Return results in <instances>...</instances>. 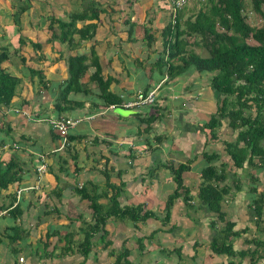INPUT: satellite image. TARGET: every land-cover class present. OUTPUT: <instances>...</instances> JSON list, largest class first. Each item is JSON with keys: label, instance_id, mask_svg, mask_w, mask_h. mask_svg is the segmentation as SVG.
<instances>
[{"label": "crops", "instance_id": "obj_1", "mask_svg": "<svg viewBox=\"0 0 264 264\" xmlns=\"http://www.w3.org/2000/svg\"><path fill=\"white\" fill-rule=\"evenodd\" d=\"M30 1L33 3L35 0ZM28 3L25 0H0V43L8 42L3 34L11 29L15 30L17 41L20 37L24 42L25 49L24 52L20 49L25 56L24 64H20L19 58L14 55L3 64L11 69L13 73H10L21 78L10 105L0 106V141L6 146L1 148L0 158H12L20 168L21 179L0 191V264H112L124 251L125 257L120 258L118 264H249L250 254L247 253L252 251L259 256L254 264H264V247L257 248L253 244L254 240L264 243V167H251L247 163L241 168L232 166L224 143L233 142L236 131H224L228 127L227 121L223 120L220 124L219 120L215 139H210L208 130L203 128L208 118L215 115L219 99L210 87L208 73L188 68L170 80L163 74L155 84L159 89L154 105L136 110L124 109L132 114L129 116L140 120L136 131L135 128H128L127 118L113 112L120 108L105 112L100 101H96L90 93L83 99H75L82 103L81 107L73 110L75 116L69 115L70 112L58 115L53 110V99L60 83L66 78L64 61L53 59L52 65L43 70L40 65L31 67L41 70L43 88L37 78L31 77L24 69L35 61H45L36 57L55 49L43 43L47 38L43 30L42 35L37 34L39 40L28 33L21 35L22 31H26L24 28L30 25L28 19L31 17L26 15L27 10L17 11L27 7ZM159 4L162 5L157 6L150 19L147 15L140 18L139 11H136L138 18L135 17V21L139 26L145 23L152 29L161 28L154 22L164 25L168 21L162 22L160 15L167 13L168 2L165 5L160 1ZM52 6L54 8L56 4ZM184 13V16L189 15ZM105 17L110 23V16ZM39 19L36 15L34 20L40 23ZM108 29L111 34L115 32L112 28ZM122 33L123 36L118 37L120 45L133 49L138 42L126 43V33ZM37 41L41 45L40 51L34 52L30 42ZM25 43H29L30 47ZM158 44L155 42L154 47ZM137 47L141 56L145 49L139 44ZM106 51L113 58L112 50ZM122 54L127 52L122 51ZM155 59L146 64L141 61L139 64L145 65V69L139 70L138 74L147 75L152 71ZM136 60L141 59L134 62ZM17 61L20 66L16 65ZM131 71L136 76L134 66ZM122 73L119 81L110 84L111 91L112 87L119 88L114 94L129 96L146 86L147 90L152 89L150 80L135 87L132 82H125L127 72ZM26 74L31 78L28 79ZM32 87L37 88L39 93L30 96L28 91ZM74 96L77 95L71 98ZM100 111L104 112L99 114ZM155 115L156 119L149 128L146 127V119ZM58 118L77 122L68 131L69 138L62 149L59 148L61 138L48 124L50 119ZM130 131H134L132 137ZM14 146L17 148L14 149ZM202 154L217 155L212 165H222L225 173L222 185L229 191L222 201L224 221L232 223L231 232H235L230 239V255L213 254L211 251L210 244L224 224L214 223V216L197 199L200 170L205 165ZM72 157H75L74 161ZM188 161L189 170L182 175V189L173 200L165 220L164 204L175 189L166 166ZM41 166L43 168L37 171ZM102 172L108 176L107 183ZM80 187L86 189L90 197L96 198L102 213L112 196L118 209L137 207L152 216L135 222L114 216L106 218L104 225L91 233L89 251L82 256L80 242L93 224V212L88 200L77 195L76 189ZM184 191L187 196L183 199ZM260 194L263 198L262 213L257 219L252 200ZM15 209L20 214L14 221ZM12 226L24 235H12L9 230ZM45 233L49 235L47 240H44ZM10 235L15 239L13 242L8 240ZM44 241L45 247L42 244Z\"/></svg>", "mask_w": 264, "mask_h": 264}, {"label": "trees", "instance_id": "obj_2", "mask_svg": "<svg viewBox=\"0 0 264 264\" xmlns=\"http://www.w3.org/2000/svg\"><path fill=\"white\" fill-rule=\"evenodd\" d=\"M168 1L169 6H171L170 2L174 0ZM130 2V0L127 1V4ZM184 5L186 4L182 6ZM249 5L251 12L263 21V25L260 27H250L246 22L247 15L242 14L243 0H204L197 2L196 11L188 16H184L185 13L179 10L181 7L176 8L174 14H169L168 21L161 28L150 29L141 23L144 25L141 41L148 48H153L155 42L159 43L160 49L155 51L157 53L156 59L151 65V68H155L159 75L165 74L166 79L170 80L188 68H193L199 73L213 74L210 78V87L219 99L215 115L209 117L203 128L208 130L210 139L216 138L215 129L219 127V120L220 124L223 120L227 121L228 128L236 131L234 141L224 143L226 154L234 168H241L244 163L251 167H264V0H249ZM27 8H20L17 12H23ZM116 11H119L117 4L107 11L95 4L94 1H90L79 12L68 14L66 20L54 18L51 15L48 18L45 27L48 37L43 43L50 44L52 47L55 46L57 56L54 60H63L66 68V78L60 83L53 99V110L56 114L59 115L71 109L73 111L82 106L81 102L73 100L70 96L80 94L87 96L90 90L86 88V83L95 85L98 91L97 98L104 108L109 105L121 108L118 95L110 90V84L115 82V79L103 71L99 54L96 51L97 41L94 40L99 16L109 17L111 13ZM132 12L131 18L126 16L122 21L125 28L123 32L126 33L124 41L129 44L136 41L131 35L135 31V26H139L135 21L138 14L134 9ZM78 22L84 23L78 27L76 25ZM17 28L19 32V25ZM74 36L77 37L78 41L74 40ZM156 38L159 41H156ZM191 38L198 40L192 41L190 44ZM83 42H90V45L87 52L80 53L76 49L82 47ZM23 45L24 42L19 37L12 53L6 51L4 47H0V106L2 107L10 105L20 81L19 77L6 72L3 64L13 54L19 58L21 64H24L25 56L20 51V47ZM57 45L66 46L68 54L65 58H63V54L66 52H60ZM30 46L34 52L40 51L41 45L38 41L30 42ZM193 47L206 49L207 55L201 56L195 53L191 50ZM71 51L76 52L69 55ZM41 56L36 58L41 59ZM137 63L141 64L140 61ZM27 70L31 77L37 78L40 87L43 88L45 84L41 70L32 68ZM147 88V86L144 87L142 91L146 92ZM252 108L254 109L253 116L248 113ZM155 119L156 115L147 118L146 127L149 128ZM4 145L5 143L0 141V150ZM3 158H0V191L21 179L20 168L14 160L10 157L1 160ZM72 159L74 161L75 157ZM202 159L205 165L200 170L201 182L197 199L214 216V223L224 224V227L210 244L211 251L213 254L230 255L232 254L230 239L235 235V232H231L232 223L224 221L222 201L229 191L228 187L222 185L225 180V173L222 165L219 167L212 165L217 159V155L202 154ZM189 162L166 166L175 189L164 204L165 220L168 218V211L173 200L178 197V192L182 189V175L189 170ZM74 171H76L75 167ZM102 173L107 183L108 176L105 172ZM76 193L81 199L88 200L90 211L93 212V224L80 242L79 252L82 256H85L89 251L91 233L97 232L104 225L106 218L114 216L135 222L143 221L152 216L150 212H142L137 207L118 209L112 196L109 199L108 207L102 213L101 208L96 203V198L90 197L86 189L80 187L76 189ZM183 194L184 199L187 192L184 191ZM262 204L261 194L253 198L252 206L257 219L261 217ZM14 213H16L15 221L20 213L16 209L13 211V215ZM9 230L12 235L16 233L18 237L24 235L16 227L12 226ZM48 236L45 233L44 240H47ZM8 240L13 242L15 239L10 235ZM42 244L43 247L46 246L45 241ZM253 244L257 248L264 247V243L256 240L253 241ZM125 253L124 251L117 256L112 264H118L120 258L124 259ZM247 254H250L249 264H254L259 259L255 251Z\"/></svg>", "mask_w": 264, "mask_h": 264}, {"label": "rangeland", "instance_id": "obj_3", "mask_svg": "<svg viewBox=\"0 0 264 264\" xmlns=\"http://www.w3.org/2000/svg\"><path fill=\"white\" fill-rule=\"evenodd\" d=\"M27 1H29V3L27 5L28 8H27L26 15L28 14V17L29 16L31 17L30 19H28L30 21V25H27L24 28L26 31H24V32L22 31L21 35L25 36V35H27L26 33H28L33 38H35V36H37L36 38H38L37 34L42 35V33H43V32H41L42 30L44 31L45 36L48 37V34L45 32V24L47 25V20L49 17H51L50 15H52L54 18H63L62 15L67 16L68 14H70L72 12L73 13L79 12L82 8L86 7L89 3V0H35L33 3L30 0H25V2H27ZM91 1H94L95 4H97L98 6H101V8L102 7L105 8L107 11L110 10L112 6H115V4H117L118 10H119V11H116L114 13H111L112 15L110 14L109 19H111L113 21V22H111V20H109L111 23H108V21L105 20L106 17L100 15L99 20H98L99 23L96 26V30H95V34H94V36H95L94 40L97 41L96 51L99 54L100 64H101L102 69L105 72V74L112 76L114 79L116 78L115 82H117L120 80L119 75H120V77H122L123 76L122 72L125 71V72H127V76H128V78H127V80H125V82H132L135 87H138V84H139V86H142L143 84H145L146 82H148L150 80L149 84H151V88H153L156 84L157 79L161 78L162 75H159V72L156 71L155 68H153L152 71H149V73H147V75H146V73L142 74L141 72H140V74H138L139 70L145 69L144 68L145 65L139 66L136 63L137 60H136V62H134V60L135 59H141L140 62L143 61V64H146V62L149 63V61L153 60L154 57L156 58L157 53L155 51L160 49L159 44L153 48H148L147 45L143 41H141L142 33H143L142 27H144V25H142V24H140L141 26H135L136 31H134L131 35V37L136 40V41L132 42V44H134L135 42H138L140 47H143L145 49V51L142 52L141 56H140L139 51H138L139 49L137 47L138 46L137 43L134 44L135 46L133 49H132V47L129 48V46H128V48H125L124 44H122V45L119 44L120 39L118 37L123 36L122 31L125 28H124V25L122 24V21L124 20V17L128 16V18H131V16L133 15V12H132L133 9L137 12L139 11L140 18H143L145 15H147V19H150L152 12L154 10H157V6L162 5V4H159L160 1H163V3H167V2L169 3V1H167V0H165V1L164 0H130L131 2L129 4H127V1H129V0H91ZM197 2H199V1L192 0L188 3L186 2V5L182 6L179 10H181V12H183V13L187 12V13H189V15L190 14L192 15L197 9ZM156 3H158V4H156ZM243 3H244V6H243L244 8L242 10V14L247 15L246 22L249 24V26L250 27H260L261 25H263V21L258 16L254 15L251 12L249 0H243ZM53 4H56V7L53 8V6H52ZM57 8L59 10L60 9L61 10L58 11ZM166 11H167V13L170 14L171 13V6H168ZM167 13L164 12V15L160 14L162 17V20H161L162 22H165V20H168L169 16ZM36 15H37V17L41 18V19H39L40 23L35 22L34 19H35ZM63 20H66V17L63 18ZM31 21H33V22H31ZM83 23L84 22H81V23L78 22V23H76V25L79 27ZM154 23L156 25L163 26L162 24H160L158 22H154ZM115 25H117V26H115ZM28 26H30V28H27ZM107 26L110 29L112 28V30H115V32L113 33L114 36H113V34H111L112 31H109ZM146 28H148L147 25H146ZM150 29H152V28H150ZM14 32H15V30H11V29H10V31L9 30L5 31L3 36H5V38L8 39V42L1 41V43H0V47H6V49H7L6 51H8L9 53H12L14 45H15V47L17 45L16 34H14ZM38 40H39V38H38ZM74 40L78 41L76 36H74ZM197 40L198 39L193 40V38H191L189 40V42L191 44L192 41H197ZM156 41H158V38H156ZM25 44L28 45L27 47H30L29 43H25ZM89 45H90V42H83L82 43L83 47L82 48L79 47L77 49L78 52H80V53L81 52H87L88 51L87 48ZM115 46H117V47H115ZM46 47L47 46H45L44 49L41 51L42 53L45 51ZM53 48H55V46ZM20 49L23 52L25 51L23 46H21ZM59 49L61 51L66 52L63 54V58H65L68 54L66 46L60 45ZM152 49H153V51H152ZM111 50H112L113 58H112V56H110V54L105 53V51L109 52ZM191 50H193L195 53H197L201 56L207 55L206 49H204L202 47L201 48L200 47H197V48L193 47V48H191ZM122 51L127 52V54H122ZM29 52H31V51H29ZM74 52H76V51H74ZM74 52H72V53H74ZM72 53H70L69 55H71ZM129 53H130V55H129ZM53 54L55 56H53ZM125 55H127V56H125ZM42 58L45 59V61L46 60L47 61L46 62L43 61L45 63H43V62L37 63L35 61L33 63V65H31L30 67L25 66L24 69L26 70V73L28 72L27 69H29L31 67L34 68L35 65H40L42 67L41 68L42 70L45 69L47 66L52 65V60L56 58L55 49L51 50L47 54H46V52L43 53ZM112 59L115 60V61H113V63L115 65L112 63ZM118 64L120 66H118ZM16 65H19L18 61H17ZM57 65H60V64H57ZM112 65L115 67V69ZM129 66H131V67H129ZM133 66L137 69L136 76L133 75L132 74L133 72L131 71ZM59 67H61V65ZM127 67H129V68H127ZM5 70L8 73L12 72L11 69L9 70V68H5ZM119 70H120V72H119ZM12 73H10V74L13 75ZM208 75L211 77L213 74L208 73ZM26 76H27V74H26ZM20 78H21V76H20ZM27 78L29 79L31 77L27 76ZM34 81H35V84H37V81L36 80H34ZM85 86H86V88H88L90 90V96L94 97L96 101H99L97 98V92L98 91H97L95 85L92 83H86ZM115 88L112 87V92L118 91L119 88H117V87H115ZM28 92L30 93V96H33V95L38 94L39 90H37V88L32 87L31 89H29ZM120 95H122V94H120ZM70 97H73V95H71ZM85 97L86 96H83L80 94V95L74 96L73 100H75V99L79 100V99H83ZM102 110H104L103 107H102ZM106 111H108V110H106ZM67 112H70L69 115L75 116V111H72V109L68 110ZM103 112L104 111H100V114ZM113 112L115 114H118L122 117L124 116L125 118H127V120H126L127 125H128V128L130 130H133V128H135L134 131H136L138 129V127L140 125V120L136 116H129L132 114H130L128 111L121 109V108L115 109V110H113ZM248 113L251 116H253L254 115V109L252 108ZM79 114H81V113H78V115ZM224 129H225L224 131H232L228 127L224 128ZM134 131H130L131 137H132Z\"/></svg>", "mask_w": 264, "mask_h": 264}, {"label": "built area", "instance_id": "obj_4", "mask_svg": "<svg viewBox=\"0 0 264 264\" xmlns=\"http://www.w3.org/2000/svg\"><path fill=\"white\" fill-rule=\"evenodd\" d=\"M190 1L192 0H174L170 2L171 15L174 14L176 8H180L182 7L183 4H186V2L188 3ZM197 1L202 2L204 0H197ZM158 89L159 86L157 85L152 89L147 90L146 92L139 90L136 91L133 95H129V96L118 95V98L120 99L119 106L123 109H130V110H136L142 107L152 106L156 103ZM114 108H115L114 105H109L104 108V111L112 110ZM76 123L77 122L75 120H71L68 118L50 119L48 121V124L51 127L52 131H54L61 138V142L59 144L60 149L63 148V146L66 144V136L68 131L73 126H75ZM5 147L6 146H2L1 148L4 149ZM13 148L16 149L17 147L14 146ZM42 168L43 166L39 167L37 171H40ZM16 193L18 194L19 191H17Z\"/></svg>", "mask_w": 264, "mask_h": 264}, {"label": "clouds", "instance_id": "obj_5", "mask_svg": "<svg viewBox=\"0 0 264 264\" xmlns=\"http://www.w3.org/2000/svg\"><path fill=\"white\" fill-rule=\"evenodd\" d=\"M170 15H171V13H170ZM66 144H67V136H66ZM66 144H65V145H66ZM65 145H64V146H65ZM64 146H63V147H64ZM61 149H62V148H61Z\"/></svg>", "mask_w": 264, "mask_h": 264}]
</instances>
